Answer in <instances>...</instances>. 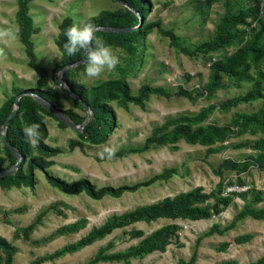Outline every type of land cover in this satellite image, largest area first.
I'll list each match as a JSON object with an SVG mask.
<instances>
[{
  "label": "rangeland",
  "instance_id": "1",
  "mask_svg": "<svg viewBox=\"0 0 264 264\" xmlns=\"http://www.w3.org/2000/svg\"><path fill=\"white\" fill-rule=\"evenodd\" d=\"M128 1L0 0V30L17 36L0 44V108L21 91L40 87L53 92L56 109L75 114L68 118L77 128L38 113L47 128L45 142L62 150L47 157V171L97 188L153 179L101 199L67 194L39 169L34 186L0 181V236L17 248L13 264L257 263L264 259V0H146V32L134 39L122 34L132 29ZM240 14L244 20L232 26L229 44L203 46L217 37L226 15ZM103 15L126 17L123 31L98 35L120 63L91 80L81 75L85 63L70 67L61 85L56 68L83 55L68 56L61 48L64 23L93 25ZM243 47L249 57L237 67L239 74L221 72L211 88L214 65ZM111 82L126 83L134 97L143 87L162 91L141 102L110 100L113 122L90 139L84 132L88 111L77 105L70 86L90 90ZM26 123L21 112L15 125L23 129ZM105 147L115 149L112 159H101ZM38 154L30 146L17 169ZM12 160L0 133V166L10 167ZM236 185L248 189L228 191ZM190 193L198 198L185 201L181 212L179 198ZM153 237L163 247L145 249ZM73 245L77 249L66 250Z\"/></svg>",
  "mask_w": 264,
  "mask_h": 264
},
{
  "label": "trees",
  "instance_id": "2",
  "mask_svg": "<svg viewBox=\"0 0 264 264\" xmlns=\"http://www.w3.org/2000/svg\"><path fill=\"white\" fill-rule=\"evenodd\" d=\"M129 7L128 12H130V25H126L125 18L123 19H114L107 15H103L101 18L93 22V27L96 29V35H110L111 30H107L106 28L111 27H124L127 26L132 28L130 30L125 31L122 33L123 35L129 38L138 37L141 34H145L146 30L143 27V19L142 16L148 12L150 4L146 0H129ZM24 6V5H23ZM133 7L134 10H131L130 7ZM138 12V14H136ZM245 15L240 14L238 16L226 15L222 21L220 26L219 33L214 41L204 44L203 46L209 48H217L222 47L229 44L233 39L234 35L232 33V26L236 23H240L244 20ZM23 22L27 23L25 19V14L21 16ZM141 23V24H140ZM135 26H138L134 28ZM70 27V21L67 20L62 29L61 38L59 44L63 49V45L67 42V37L65 35L66 29ZM203 47V48H204ZM64 50V49H63ZM249 57V48L243 47L241 48L233 57H231L226 63H217L214 65L213 70V83L211 88H216L215 86L218 84V80L220 79L221 72H226L231 75H238L239 71L237 67L243 64ZM85 59L82 55L79 60ZM78 60V59H77ZM33 64V63H32ZM65 66L60 65L56 68V72L61 71V69ZM54 79L59 82V75H56ZM73 94L75 95L74 99L77 105L85 110L84 104H88L89 108L91 109V119L87 121L84 125V132L86 137L90 139H96L100 137L105 128L113 122L114 116L111 112L110 107L108 106V102L118 96L122 99L127 101H135L141 102L144 98H146L150 93L155 91H162L161 89H153L151 87H143L140 90V94L137 97L131 96L128 92V86L126 83L118 82V83H105L103 85L97 86L93 89H86L84 86H70ZM32 92L33 94H27L21 97L20 99V107L18 112L15 116H13L10 120L8 128L6 130V138L8 144L12 146L15 152H18L23 156L24 162L28 158L30 154V146L25 141V136L21 128L16 127L15 125V118L21 112H24L25 116L29 119V124L36 123L39 125V132L41 136V140L36 148L39 152L38 155H34L30 158L25 168H23V164L20 166L19 169L14 170L13 172L7 173L3 176H0V181H12L14 183H25L27 185L34 186V172L35 169L41 170L47 181L54 187L58 188L59 190L67 193V194H78L81 192H85L90 197L95 199H101L105 196H112V197H120L126 192H133L136 191L144 186H148L153 182V179L137 182L132 185H122L118 187L114 186H104L101 188H97L93 183L89 180H82L76 183H68L63 179L50 174L47 171V168L52 164L51 160H47V157L55 156L62 152L61 149L52 147L45 142V137L47 135V128L45 123L39 119L38 113L42 112L47 115H50L54 118L59 119L62 123L66 124L62 119L58 117V115L54 112V110L48 106L46 103H43L37 96L41 97L43 100L53 102L54 101V94L52 91L43 89L40 87L33 88L30 90H26ZM22 92V91H21ZM19 94V93H18ZM37 95V96H36ZM91 96V97H90ZM14 103L15 97L6 101L4 105L0 108V133L2 131V127L8 116L14 111ZM86 111V110H85ZM67 117L73 119L75 114L71 110L62 111ZM87 120V119H86ZM79 145L78 142L71 143L70 147L74 148L75 146ZM8 152L10 153L13 160L11 161L12 166L2 168L0 166V172L5 171L7 169L12 168L18 158L12 149L5 144ZM198 198L196 193H190L186 195H182L179 200L181 202V206L179 210L186 211L185 201H192L193 199ZM219 210V207H216ZM194 214H197V210H190ZM90 240V239H85ZM84 240V241H85ZM145 249L146 246H150L151 249L155 248H162L163 242L155 237L150 238L144 244ZM0 248L5 254V264H13V256L17 252V248L11 244L8 240L0 236ZM77 249L76 245L71 247H67L66 250H75ZM254 264H264V259L260 260Z\"/></svg>",
  "mask_w": 264,
  "mask_h": 264
},
{
  "label": "clouds",
  "instance_id": "3",
  "mask_svg": "<svg viewBox=\"0 0 264 264\" xmlns=\"http://www.w3.org/2000/svg\"><path fill=\"white\" fill-rule=\"evenodd\" d=\"M65 35L67 42L63 45L64 51L68 56L76 55L82 52L84 56L85 68L81 74L83 77L91 80L100 78L104 73L113 72L120 63L119 57L113 49L107 45L104 39L96 35L93 25L85 22H74L71 27L66 29ZM17 36L11 30H0V44L7 45L11 39ZM4 56V49L0 48V57ZM26 142L35 147L41 140L39 125L36 123L24 124L22 129ZM101 159L105 157L112 159L115 155V149L105 147L99 153Z\"/></svg>",
  "mask_w": 264,
  "mask_h": 264
},
{
  "label": "water",
  "instance_id": "4",
  "mask_svg": "<svg viewBox=\"0 0 264 264\" xmlns=\"http://www.w3.org/2000/svg\"><path fill=\"white\" fill-rule=\"evenodd\" d=\"M141 24V23H140ZM107 30H112V31H123L124 29L123 28H119V27H111V28H106ZM82 63H84V59H81V60H77V61H74V62H72V63H70V64H68V65H65L62 69H61V73H60V78H61V85L62 84H64V82H65V79H64V77H63V72L66 70V69H68V68H70V67H74V66H76V65H79V64H82ZM27 94H33L32 92H29V91H22V92H20L18 95H17V97H16V99H15V103H14V111L8 116V118L6 119V121L4 122V124H3V127H2V131H1V135H2V138H3V140H4V142H5V144H7L11 149H12V151H14L15 152V150L12 148V146L10 145V144H8V142H7V138H6V130H7V128H8V125H9V123H10V120H11V118L13 117V116H15L16 115V113L18 112V110H19V107H20V99H21V97L22 96H24V95H27ZM37 96V95H36ZM38 97V99H40L43 103H46L48 106H50L53 110H54V112L58 115V117L60 118V119H62L64 122H66L68 125H70V126H72V127H75V128H77L78 126H76L75 124H73L72 122H71V120L61 111V110H58V109H56L55 108V106L51 103V102H49V101H46V100H43L41 97H39V96H37ZM84 106H85V109H86V111H88V118H87V120H86V122L84 123V125L87 123V121L90 119V112H89V106H88V104H84ZM15 154H16V156H17V158H18V162L16 163V165L14 166V167H12V168H10V169H7V170H5V171H1L0 172V176H3V175H5V174H7V173H10V172H13L14 170H16L18 167H19V164H20V160H21V154L20 153H18V152H15Z\"/></svg>",
  "mask_w": 264,
  "mask_h": 264
},
{
  "label": "built area",
  "instance_id": "5",
  "mask_svg": "<svg viewBox=\"0 0 264 264\" xmlns=\"http://www.w3.org/2000/svg\"><path fill=\"white\" fill-rule=\"evenodd\" d=\"M247 189H248V187L246 185H242V186L236 185L234 187H229L228 191H238V192H240V191H245Z\"/></svg>",
  "mask_w": 264,
  "mask_h": 264
}]
</instances>
